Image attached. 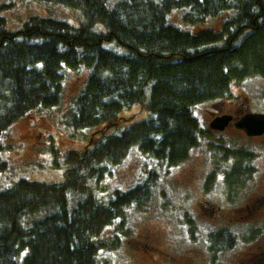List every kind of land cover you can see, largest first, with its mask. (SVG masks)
Instances as JSON below:
<instances>
[{
	"label": "trees",
	"instance_id": "trees-1",
	"mask_svg": "<svg viewBox=\"0 0 264 264\" xmlns=\"http://www.w3.org/2000/svg\"><path fill=\"white\" fill-rule=\"evenodd\" d=\"M32 1L76 9L84 22L74 27L33 17L10 32L0 18V157L1 138L16 121L61 105L65 67L89 71L63 118L72 131L106 125L137 104L149 116L69 152L62 183L20 180L1 190L0 264H96L100 248H108L100 239L105 229L126 208L150 201L158 174L151 170L144 182L116 191L108 203L90 184L136 146L169 166L190 157L202 140L195 107L224 97L233 82L264 77V0ZM175 11H186L183 21L190 26L232 15L220 31L193 34L168 23ZM218 145L209 144L214 158L234 160L226 180L235 192L254 176L255 155L228 145L218 151ZM235 245L227 230L211 236L215 255Z\"/></svg>",
	"mask_w": 264,
	"mask_h": 264
},
{
	"label": "rangeland",
	"instance_id": "rangeland-1",
	"mask_svg": "<svg viewBox=\"0 0 264 264\" xmlns=\"http://www.w3.org/2000/svg\"><path fill=\"white\" fill-rule=\"evenodd\" d=\"M185 12H173L168 23L193 34L220 31L232 15L226 12L190 26L183 21ZM33 17L55 18L74 27L84 22L80 11L61 4L0 0V18L5 20L6 30L18 31ZM95 30L104 31L100 25ZM63 73L61 105L28 113L2 136L0 191L20 180L60 184L69 152L85 150L100 137L148 118L145 107L137 104L106 125L72 131L63 118L85 88L89 71L65 67ZM230 88L224 97L195 107L202 140L184 163L169 166L141 153L136 146L120 164L110 165L99 182L90 184L94 195L108 203L116 191L124 192L144 182L151 170L158 174L150 201L143 208H126L124 217L105 229L100 239L108 248H100L96 264H264V136L249 137L236 125L223 130L211 128L217 117L231 116L233 121V116L264 115V77L233 82ZM214 141L219 144L218 151L228 145L255 155L254 176L235 192L230 191L226 180L234 160L221 153L214 158L209 147ZM221 230L231 232L236 245L215 255L211 236Z\"/></svg>",
	"mask_w": 264,
	"mask_h": 264
},
{
	"label": "water",
	"instance_id": "water-1",
	"mask_svg": "<svg viewBox=\"0 0 264 264\" xmlns=\"http://www.w3.org/2000/svg\"><path fill=\"white\" fill-rule=\"evenodd\" d=\"M231 121V116L217 117L211 123V128L223 130ZM236 127L244 130L249 137L262 136L264 135V115L247 114L236 124Z\"/></svg>",
	"mask_w": 264,
	"mask_h": 264
},
{
	"label": "flooded vegetation",
	"instance_id": "flooded-vegetation-1",
	"mask_svg": "<svg viewBox=\"0 0 264 264\" xmlns=\"http://www.w3.org/2000/svg\"><path fill=\"white\" fill-rule=\"evenodd\" d=\"M233 116V115H232ZM245 115H240L239 116V118H236L235 116H233L234 118H233V121H232V123L228 126V127H231V126H235L238 122H239V120H241L243 117H244ZM262 136H264V135H262Z\"/></svg>",
	"mask_w": 264,
	"mask_h": 264
}]
</instances>
